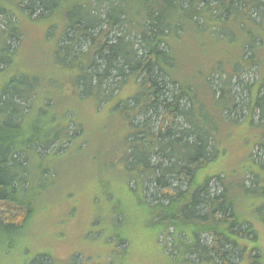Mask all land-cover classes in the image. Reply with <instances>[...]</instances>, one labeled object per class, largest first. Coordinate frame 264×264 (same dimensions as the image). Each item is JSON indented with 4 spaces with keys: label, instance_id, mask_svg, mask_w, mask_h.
Returning <instances> with one entry per match:
<instances>
[{
    "label": "trees",
    "instance_id": "obj_1",
    "mask_svg": "<svg viewBox=\"0 0 264 264\" xmlns=\"http://www.w3.org/2000/svg\"><path fill=\"white\" fill-rule=\"evenodd\" d=\"M26 43L52 72L19 67ZM101 125L122 181L90 202L103 264L128 263L129 231L155 264H264V0H0L5 260L45 217L60 244L78 209L41 201ZM50 248L22 264L59 263Z\"/></svg>",
    "mask_w": 264,
    "mask_h": 264
},
{
    "label": "rangeland",
    "instance_id": "obj_2",
    "mask_svg": "<svg viewBox=\"0 0 264 264\" xmlns=\"http://www.w3.org/2000/svg\"><path fill=\"white\" fill-rule=\"evenodd\" d=\"M33 43H26L21 46L18 65L22 70L52 72L53 65L44 55L42 48L39 49ZM246 79L252 80L255 73H249ZM245 99L242 95L240 100ZM228 126L223 125V129ZM107 125H101L99 128L88 127L86 137L83 138L88 146L81 153H73L59 164L60 177L55 186H53L41 201V207L52 208L64 200L65 195L72 196L71 206L78 209V216L74 223L66 229L64 236L59 237L60 244L55 242L58 239L55 236L54 228L49 227L48 223L53 224L52 219L45 217L40 219L37 224L28 230L25 237H16L15 252L8 258L4 259V237L0 238V264H22V252L32 251L33 253H49V247L55 253L59 263L56 264H103L98 256L101 247L95 246L101 243L100 231L90 230L91 220L97 210L90 208L92 198L100 192V183L108 181L115 190L122 184L116 176L115 170L109 166L113 158L114 139L109 138L110 132ZM63 144L62 149H66ZM263 153H259L261 156ZM264 159V155H263ZM104 166L101 170L99 166ZM152 193V191L150 192ZM151 195V194H150ZM66 204H63L65 206ZM67 207V206H65ZM55 208V207H54ZM133 219L129 218L127 229L129 230ZM110 224V220L108 225ZM136 226V225H135ZM134 226V227H135ZM138 226V225H137ZM133 227V228H134ZM143 234H131L133 246H131V256L128 257L127 264H155L152 262V256H157L150 238ZM94 239L91 241L90 238ZM169 252L173 249V241L167 239ZM80 252L78 255L77 253ZM55 264V263H54Z\"/></svg>",
    "mask_w": 264,
    "mask_h": 264
}]
</instances>
